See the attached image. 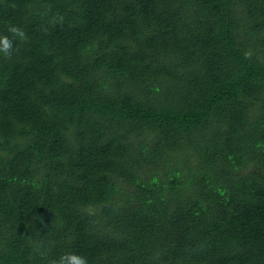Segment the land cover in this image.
Listing matches in <instances>:
<instances>
[{"label": "trees", "instance_id": "16d2710c", "mask_svg": "<svg viewBox=\"0 0 264 264\" xmlns=\"http://www.w3.org/2000/svg\"><path fill=\"white\" fill-rule=\"evenodd\" d=\"M0 35V264H264V0H0Z\"/></svg>", "mask_w": 264, "mask_h": 264}, {"label": "clouds", "instance_id": "9594fccd", "mask_svg": "<svg viewBox=\"0 0 264 264\" xmlns=\"http://www.w3.org/2000/svg\"><path fill=\"white\" fill-rule=\"evenodd\" d=\"M8 31L12 33L13 37H19L21 40L26 39V34L23 29L17 26L9 27ZM12 50L13 39L8 35H0V54H2L6 58H10ZM245 55L249 56L250 53H246ZM48 264H88V259L87 257L82 256L78 253L66 252L60 255L58 258L49 260Z\"/></svg>", "mask_w": 264, "mask_h": 264}]
</instances>
